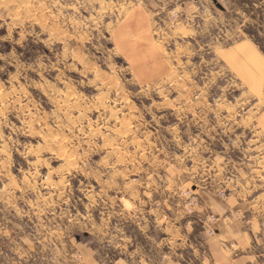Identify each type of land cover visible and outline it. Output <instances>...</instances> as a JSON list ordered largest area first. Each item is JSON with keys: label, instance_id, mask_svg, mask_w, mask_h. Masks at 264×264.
<instances>
[{"label": "rangeland", "instance_id": "1", "mask_svg": "<svg viewBox=\"0 0 264 264\" xmlns=\"http://www.w3.org/2000/svg\"><path fill=\"white\" fill-rule=\"evenodd\" d=\"M263 212L264 0H0V264L261 251Z\"/></svg>", "mask_w": 264, "mask_h": 264}, {"label": "crops", "instance_id": "2", "mask_svg": "<svg viewBox=\"0 0 264 264\" xmlns=\"http://www.w3.org/2000/svg\"><path fill=\"white\" fill-rule=\"evenodd\" d=\"M216 229L215 234L203 237L204 251H192L193 264H259L261 261L264 263V250L256 251L253 246L255 237L258 236L257 231L261 229L255 217L247 221L245 229L238 221L232 224H219ZM175 264L192 263L182 260Z\"/></svg>", "mask_w": 264, "mask_h": 264}, {"label": "bare ground", "instance_id": "3", "mask_svg": "<svg viewBox=\"0 0 264 264\" xmlns=\"http://www.w3.org/2000/svg\"><path fill=\"white\" fill-rule=\"evenodd\" d=\"M241 107V106H240Z\"/></svg>", "mask_w": 264, "mask_h": 264}]
</instances>
